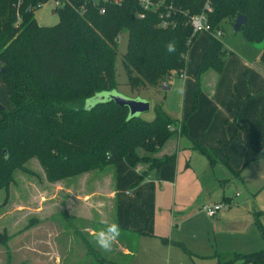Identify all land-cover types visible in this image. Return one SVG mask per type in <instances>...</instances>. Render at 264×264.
I'll return each mask as SVG.
<instances>
[{"label": "trees", "instance_id": "obj_1", "mask_svg": "<svg viewBox=\"0 0 264 264\" xmlns=\"http://www.w3.org/2000/svg\"><path fill=\"white\" fill-rule=\"evenodd\" d=\"M47 1L0 0V78L12 105L10 110L0 109V189L9 188L15 171H26L25 163L34 157L52 181L125 162L132 168L147 165L138 183L151 171L176 161L175 154L155 155L173 135L185 132V121L197 106L202 74L222 70L223 41L207 33L184 121L171 119L160 104L148 121L130 116L126 106L111 99L96 102L90 110L85 107L88 98L116 88L117 39L122 33H127L122 65L132 90L159 89L172 71L181 74L197 36L187 17L200 13L205 1L211 6L206 12L211 29L222 34L225 23L232 27L238 14L246 17L247 25L237 31H242L246 42L263 43L259 60L264 66V0H163V5L173 8L174 24L167 28L158 26L164 8L144 11L140 18L137 14L143 10L137 0L106 4L104 13L88 0H70L54 9L59 16L56 24L40 25L34 11ZM169 41H175V53L166 52ZM193 145L210 164L217 157L227 162L220 150L194 141ZM258 145L255 159L264 157V133ZM10 237L0 230V246L6 248ZM213 257L216 264H264V246L250 253L220 252Z\"/></svg>", "mask_w": 264, "mask_h": 264}, {"label": "crops", "instance_id": "obj_2", "mask_svg": "<svg viewBox=\"0 0 264 264\" xmlns=\"http://www.w3.org/2000/svg\"><path fill=\"white\" fill-rule=\"evenodd\" d=\"M239 44L241 49L236 52L224 45L226 54L220 72L209 69L202 74L197 106L185 121V132L173 135L155 155L175 154L176 161L151 171L138 183L147 165L132 168L119 162L81 173L71 179L68 187L55 184L51 197L60 194L72 202H83L86 213L80 211L79 216L90 224L97 222L100 230L112 222L119 224L117 243L123 242V252L111 261L102 256L100 259L107 264H161L165 258L168 264L177 260L182 264H216L215 253H250L263 248L264 157L254 158L264 133V66L259 60L262 47L245 40ZM186 60L187 56V68ZM200 60L197 57L190 65V74L183 72L184 77L180 76L184 84L182 110L177 118L180 122L192 103L194 72ZM173 88L170 82L167 89ZM7 93L0 78V109L12 107ZM193 141L206 149L220 150L227 162L217 157L210 164ZM244 167L256 172L252 189L247 186L256 193L241 196L235 192L234 196L240 198L235 200L221 187L239 179L249 185L245 173L244 177L240 175ZM38 194L41 199L47 196L40 190ZM224 198L229 207L215 217L201 210L203 204ZM96 201L99 209H94ZM36 228L13 233L7 246L10 256L5 255L4 262L0 258V264L43 261L41 247L46 240L45 236H32ZM86 230L93 238L96 231L90 226ZM7 248L0 246V251Z\"/></svg>", "mask_w": 264, "mask_h": 264}, {"label": "rangeland", "instance_id": "obj_3", "mask_svg": "<svg viewBox=\"0 0 264 264\" xmlns=\"http://www.w3.org/2000/svg\"><path fill=\"white\" fill-rule=\"evenodd\" d=\"M58 17L53 8L52 0L44 2V4L34 11V18L40 25H54L57 23ZM208 38L206 32H200L194 38L186 54L188 67H184V70L181 72L182 74L183 72H185L184 74H190V65L194 63L197 57L201 59L206 49ZM221 39L225 47H232L235 52L237 49H241L238 47L240 46L239 41L245 40L242 31L234 32L228 23H225L223 26ZM126 41L127 33H122L118 41V52L115 63L116 88L111 92H101L97 96L88 98L85 101V107H90L96 103V98L101 96L107 97L113 93L125 98L142 99L149 102L150 108L137 114V116L145 120L150 121L153 119V109L156 104H160L171 119L179 118L183 103V91H180V89H183L184 86L180 74L176 71L171 72L167 80L169 86L170 82L174 84V88L171 90H165L161 87L159 89L147 87L145 89L132 90L126 84L127 77L122 65V54L126 49ZM256 45L262 47L263 43ZM25 167L26 171H15L14 182L11 183L9 188L0 189V230L5 229L12 238L14 236L13 233L36 226V233L32 236L37 238L45 236L46 240V243L41 247V250L45 253V257L44 259L42 258L43 261L39 264H107L106 260L100 259L102 256L107 257L111 261L123 252L121 249L123 242L122 244L119 242L120 247L116 242L113 244L111 251H105L95 243L92 236H89L86 226H90L96 232L100 230L101 226H98L97 222L90 224L87 219L79 216L81 215L80 211H83L84 214L86 213L87 208L83 202L76 200L72 202L71 198L69 199L65 195L60 196V194L51 197V194L55 193L54 188L56 183L68 187L71 179L78 175L55 181L48 180L42 166L35 157L28 160L25 163ZM247 168L244 167L240 175L244 177L243 174L245 173L244 178L249 185L243 184L240 179L234 180L233 183L221 187L224 194L238 200L240 198L234 196L235 192H238L241 196L244 193L248 196L256 193L247 187L256 180V172L253 169ZM94 170L99 171L102 168ZM39 190L43 193V196L44 193H47L45 199L39 198ZM89 209L93 210L91 207ZM94 209H99L97 201L94 203ZM96 219L98 220V218ZM44 228H46L45 232ZM137 251H140V249ZM109 253L114 254V256H110ZM57 254L58 260H55ZM5 255L7 257L10 256L8 248L0 251L1 262H4ZM161 264H168L166 258ZM175 264H182V262L177 260Z\"/></svg>", "mask_w": 264, "mask_h": 264}, {"label": "built area", "instance_id": "obj_4", "mask_svg": "<svg viewBox=\"0 0 264 264\" xmlns=\"http://www.w3.org/2000/svg\"><path fill=\"white\" fill-rule=\"evenodd\" d=\"M94 5H97L98 10L100 13L105 12L106 4H113V5H120L123 4L127 0H88ZM140 4V7L143 11L138 12L137 17L142 18L144 16V11L147 10H160L164 8V12L160 14V20L158 23L159 27L167 28L170 27L172 24H174V21L170 19L171 10H173L172 6L170 4H164L163 0H137ZM53 2V8H58L61 5H63L65 2H70V0H52ZM210 4L205 1L203 5V9L198 14L189 15L187 17V22L192 27L193 33H200V32H206L214 36L215 38H221L222 37V31L220 29H214L212 30L208 21H207V11H210ZM175 12V11H173ZM187 15V13H185ZM19 17V16H18ZM18 23V22H17ZM16 23V24H17ZM181 77H184L183 74L180 75ZM179 125L180 122H178L177 125V131H179ZM171 129H174V127H170ZM239 194V193H238ZM236 194V195H238ZM229 207V202L227 201H220V202H210L205 203L201 206V210L206 214V216L212 218L217 215V213L222 209H227Z\"/></svg>", "mask_w": 264, "mask_h": 264}, {"label": "water", "instance_id": "obj_5", "mask_svg": "<svg viewBox=\"0 0 264 264\" xmlns=\"http://www.w3.org/2000/svg\"><path fill=\"white\" fill-rule=\"evenodd\" d=\"M241 25H244V26L247 25L246 17L242 14H238L235 18L233 25H232L233 31H237L238 27ZM117 40H119V38ZM162 88H164V89L168 88V85L166 84L165 81H164V83H162ZM96 99H97V101H95V102L106 101V100L111 99L116 104H118L119 106H126L130 112L129 113L130 116H133V115L137 116L138 113L147 111L150 108L149 102H147L145 100L125 98L119 94L111 93L107 97L101 96V97H98Z\"/></svg>", "mask_w": 264, "mask_h": 264}, {"label": "clouds", "instance_id": "obj_6", "mask_svg": "<svg viewBox=\"0 0 264 264\" xmlns=\"http://www.w3.org/2000/svg\"><path fill=\"white\" fill-rule=\"evenodd\" d=\"M165 50L169 54L175 53L177 50L175 41L166 43ZM180 91H183V89L181 88ZM86 110H90V107L86 106ZM120 234L121 229L119 224L117 222H112L107 224L105 228L93 233V238L100 248L105 251H111L113 244L118 241Z\"/></svg>", "mask_w": 264, "mask_h": 264}]
</instances>
